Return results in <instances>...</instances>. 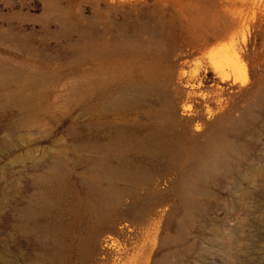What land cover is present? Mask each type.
I'll list each match as a JSON object with an SVG mask.
<instances>
[{"label": "rangeland", "instance_id": "obj_1", "mask_svg": "<svg viewBox=\"0 0 264 264\" xmlns=\"http://www.w3.org/2000/svg\"><path fill=\"white\" fill-rule=\"evenodd\" d=\"M0 264H264V0H0Z\"/></svg>", "mask_w": 264, "mask_h": 264}, {"label": "bare ground", "instance_id": "obj_2", "mask_svg": "<svg viewBox=\"0 0 264 264\" xmlns=\"http://www.w3.org/2000/svg\"><path fill=\"white\" fill-rule=\"evenodd\" d=\"M241 29V28H240ZM224 66V65H223ZM180 71V69H179ZM183 72V71H182ZM185 72V71H184ZM181 75V74H180ZM223 161V157L222 156H219L218 158L214 159L211 163H204L201 165V170H200V173L201 175L205 176L208 172H211L213 167L219 163V162H222Z\"/></svg>", "mask_w": 264, "mask_h": 264}]
</instances>
